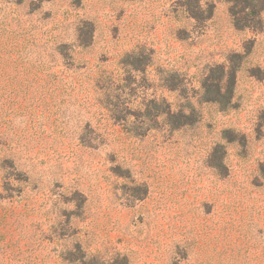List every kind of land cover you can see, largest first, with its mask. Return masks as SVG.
I'll return each instance as SVG.
<instances>
[{"label":"rangeland","instance_id":"374dc122","mask_svg":"<svg viewBox=\"0 0 264 264\" xmlns=\"http://www.w3.org/2000/svg\"><path fill=\"white\" fill-rule=\"evenodd\" d=\"M7 43L0 264H264V0H0Z\"/></svg>","mask_w":264,"mask_h":264},{"label":"trees","instance_id":"16d2710c","mask_svg":"<svg viewBox=\"0 0 264 264\" xmlns=\"http://www.w3.org/2000/svg\"><path fill=\"white\" fill-rule=\"evenodd\" d=\"M232 13H234V11L232 10ZM234 15H235V13H234ZM9 44L7 43V45H5V46H1L2 47V49L0 50V51H4L3 52V54H9L10 52H9V50L7 51L6 49H5V47L6 46H8ZM10 46H13V45H10ZM9 47V46H8ZM7 51V52H6ZM0 60H1V55H0ZM13 63V62H12Z\"/></svg>","mask_w":264,"mask_h":264}]
</instances>
